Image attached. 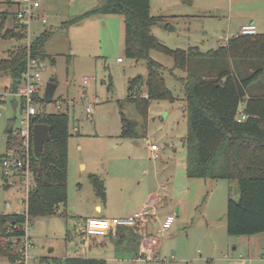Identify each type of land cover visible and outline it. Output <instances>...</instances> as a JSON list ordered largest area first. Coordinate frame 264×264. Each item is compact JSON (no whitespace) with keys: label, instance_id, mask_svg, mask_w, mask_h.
Returning <instances> with one entry per match:
<instances>
[{"label":"rangeland","instance_id":"374dc122","mask_svg":"<svg viewBox=\"0 0 264 264\" xmlns=\"http://www.w3.org/2000/svg\"><path fill=\"white\" fill-rule=\"evenodd\" d=\"M17 1L0 0V58H8L11 52L26 44V38L17 35L19 29L14 19ZM101 2L42 0L38 9L40 18L30 24L32 38L44 30L51 31L43 44L47 57L42 58L43 85L36 107L40 111L67 114L69 149L67 200L65 206H61L64 212L29 218L32 247L25 264H64L66 257L81 252L83 241L89 256L103 257L108 264H213L214 260L209 263L204 259L193 260L189 254L198 256L201 247H207L208 223L225 220L228 197L239 195L237 183L186 175L185 95L182 83L177 80L185 72L173 67L170 55L155 49L149 51L150 57L161 64L165 83L176 98L152 100L144 123L134 105L126 99L130 80L138 76L146 79L147 62L125 56L123 16L97 14L63 25L67 19ZM3 13L5 18H2ZM150 14L157 18L151 33L170 48L214 49L249 22H254L258 33H264V0H151ZM43 17L46 23H42ZM118 57L122 61H118ZM51 77L56 88L51 99H46V82ZM10 86V74L0 71V91ZM4 98L0 102V138L6 133L9 122H13V130L21 125L23 114L18 96L5 94ZM13 101L17 102L16 107ZM121 112L134 123L136 138L120 135ZM150 143L159 146L156 159L148 151ZM3 149L5 144L1 151ZM92 173L97 174L105 186V202L95 194L89 179ZM154 192L158 220L152 221L155 209L151 207L153 213L147 215L148 221L144 223L148 231H159L166 209L181 205L174 225L159 239L156 261L145 256L135 260L133 250L121 248L125 241L116 242L118 234L113 237L109 233L105 236L85 233L89 226H98L94 219L108 223L113 216L141 211L143 203ZM26 196L18 174H3L0 155V213L25 212ZM97 206H101V212ZM91 215L97 216L92 218ZM228 238L233 247H239L233 251L229 245L230 253L236 252L237 257L240 253L238 263L264 264V232L254 237L230 235ZM94 239L98 244H94ZM20 242L13 244L14 250L19 248ZM137 242L139 245L140 241ZM0 264L10 262L0 256Z\"/></svg>","mask_w":264,"mask_h":264},{"label":"trees","instance_id":"16d2710c","mask_svg":"<svg viewBox=\"0 0 264 264\" xmlns=\"http://www.w3.org/2000/svg\"><path fill=\"white\" fill-rule=\"evenodd\" d=\"M107 13L120 14L124 18L125 56L147 62L146 79L138 76L130 80L126 100L134 105L136 113L146 123L152 100L176 98L165 83L161 64L150 57L149 51L155 49L170 55L173 67L185 72L177 80L182 83L185 95L186 175L236 181L239 195L227 199V233L250 236L264 232V33H235L207 51L198 46L170 48L151 33L157 18L150 14V0H102L98 6L67 19L63 25ZM17 35L24 36L21 32ZM50 35L51 31L44 30L34 37L31 52L40 58L47 57L43 44ZM25 51L24 46L11 52L8 58H0V71L10 74L11 91L20 84ZM108 86L111 87L110 79ZM120 114V135L136 138L134 123L124 113ZM35 123L49 126V140L43 143L37 159L31 142L32 184L24 200L25 212L0 213V256L6 257L11 264H25L20 253L13 249L12 238L25 234L26 220L63 214L61 206H65L67 200L68 116L64 112L38 109L31 126ZM12 128L13 124L7 129L5 148L18 150L20 143L13 136ZM89 179L97 197L105 202L102 180L94 173ZM118 230L117 242L128 235L123 236L125 230L122 228ZM129 231L130 238L140 241L138 232ZM137 243L135 247H139ZM64 264H107V261L80 255L66 257Z\"/></svg>","mask_w":264,"mask_h":264},{"label":"built area","instance_id":"2783aa9c","mask_svg":"<svg viewBox=\"0 0 264 264\" xmlns=\"http://www.w3.org/2000/svg\"><path fill=\"white\" fill-rule=\"evenodd\" d=\"M42 0H18L17 11L14 14V19L18 25L19 32H21L26 38L25 44V68L21 75V81L15 91L9 93L18 96L21 100V106L23 114L21 115V125H18L13 131V136L17 138L20 143L18 150L15 148H5L1 154V166L3 174L13 175L18 174L24 183L26 191L31 186V171H30V159L32 153V133H31V119L37 113L36 97L38 96L40 87L43 85L41 78V70L44 66V61L38 55L31 52L30 44L34 38L30 37L32 33L31 22L33 19H39L40 14L38 9L41 7ZM42 23H46V18H41ZM239 33L241 34H254L257 33L256 25L252 22L243 24L240 27ZM118 61H121L118 58ZM89 106V105H88ZM89 110V108H87ZM244 117V116H242ZM149 151L153 158H158L159 146L155 143L149 144ZM153 213L151 207H145L139 212L129 214L123 217H113L110 221V226H89L85 233L89 235H102L110 234L116 236L119 228L136 227L140 234L139 243V256L144 255L149 260H157L155 257V250L158 246L159 239L164 233L172 226L175 220V214L166 215V217L160 223V230L156 233H149L145 227L147 215ZM24 226L25 234L19 238H12V246L15 242L21 240L17 251L25 259L28 256V250L32 247V242L28 234V220H26ZM149 233V234H148ZM86 242L83 241L82 249L85 250Z\"/></svg>","mask_w":264,"mask_h":264},{"label":"crops","instance_id":"0c3cea01","mask_svg":"<svg viewBox=\"0 0 264 264\" xmlns=\"http://www.w3.org/2000/svg\"><path fill=\"white\" fill-rule=\"evenodd\" d=\"M3 18H5L4 15H3ZM252 23H254V22H252ZM239 30H240V28H239ZM239 30H237L236 32H239ZM235 33L230 34L228 37H230L231 35H233ZM228 37L224 38V42H225V40ZM118 58H120V57H118ZM10 91H11L10 88H8V89L3 88V90L0 91V102L1 101H4L5 94H10L9 93ZM13 103L16 104L15 105V107H16L17 106V102L16 101H13L12 104ZM8 128H9V126H8ZM2 137L4 138V140H3L2 145L0 146V155H1L2 151L4 150L3 149L1 151V148L5 144V140H6V137H7V130H6V133L2 135ZM68 149H69V146H68ZM148 151H149V147H148ZM5 181H8V179L5 178ZM155 195H156V192L151 193L148 196V199L143 203V205L141 207L143 209L146 206H148V205H149V207H154L155 212H154V216L152 218V221H154V222H156L158 220L157 208L155 207V203H154L155 202ZM158 198H160V197H158ZM161 199H166L167 200V198H161ZM20 202H22V199H20ZM97 209L100 212L102 210L101 206H97ZM180 210H181V205H179V204L176 207H174V208L172 207L171 209H169V208L166 209V211H165L166 213L164 214V217L161 219L160 223L166 217V215L175 214V217L178 216L179 213H180ZM17 212H20V211H17ZM93 216H97V215H91L92 218H96V217H93ZM113 217H121V216H113ZM94 220H95V223H98V227L99 226H103V224L106 227L107 226H110V221H108V223L107 222H104V221L102 223H100V222H98L97 219H94ZM147 221L148 220H146V222ZM175 221H176V218H175L172 226L174 225ZM160 223H159V227L158 228H160ZM92 225H94V224H92ZM172 226L167 231H169L172 228ZM122 229L125 230V232L122 233L123 236L126 235L127 233H128V235L126 236V239L121 240L119 242H117L118 239H116V242L117 243H120V242L124 243V241H125L126 243L121 248L122 249L127 248V249L133 250L134 253H135V255H136L135 256V260H138V258H141L144 255L139 256L138 246L135 247L136 241L134 239L130 238V234H129V232H130L129 230H131L132 232H136L137 233L138 232L137 231V228L136 227H126V228H122ZM208 229H207V233L209 231V234H208L209 240H208L207 247L206 248L201 247V251L200 250L198 251V256H193V254L190 252L189 256L191 257V259H193V260H196L197 259L198 261H201L202 259H204L205 261H207V263H209L208 261L214 260L215 262L213 264H218V263H220V264H240V263L237 262L238 261L237 258H239V256H241L240 253H239L238 257H237L236 256V252L235 253H230V250H229V245L232 246L233 244L230 242V240L228 238V237H230V235L227 233V229H226V216H225V220H223V222H220V223L209 222L208 223ZM147 232H149V233H156V232H152L151 230L150 231L147 230ZM255 235H257V234H255ZM255 235H250V236L251 237H254ZM231 236H233V235H231ZM94 244H98L95 239H94ZM253 245H254L253 242H251V244H250L251 248H252ZM117 246L119 247L120 245H117ZM118 247H116V249ZM237 248H239L238 245L235 246V247L232 246V250L233 251H236ZM158 253H159V249L156 248V253H155V257L156 258H157ZM80 255H82V256H89V254L86 252V250H83V249H81V252H79L78 254H76L74 256H80ZM89 257H94V256L90 255ZM172 257L175 258L174 255H172ZM95 258H103V257H95ZM183 258L184 257H182V259ZM103 259H105V258H103ZM152 261H156V260H152ZM165 261H161V262L164 263Z\"/></svg>","mask_w":264,"mask_h":264},{"label":"water","instance_id":"95a60500","mask_svg":"<svg viewBox=\"0 0 264 264\" xmlns=\"http://www.w3.org/2000/svg\"><path fill=\"white\" fill-rule=\"evenodd\" d=\"M56 88V83L54 81V78L51 77L48 79L46 82V87H45V98L46 99H51L54 90ZM15 103H13V106L15 107ZM12 121L9 122L8 126L9 128L12 125ZM49 126L43 123H35L32 126V141H33V155L34 158L37 159L41 153V150L43 148V143L45 141L49 140ZM4 138H0V146L3 143Z\"/></svg>","mask_w":264,"mask_h":264}]
</instances>
